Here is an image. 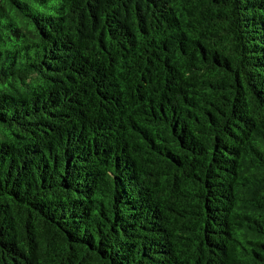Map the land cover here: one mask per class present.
<instances>
[{"label":"trees","instance_id":"1","mask_svg":"<svg viewBox=\"0 0 264 264\" xmlns=\"http://www.w3.org/2000/svg\"><path fill=\"white\" fill-rule=\"evenodd\" d=\"M0 264H264V0H0Z\"/></svg>","mask_w":264,"mask_h":264}]
</instances>
